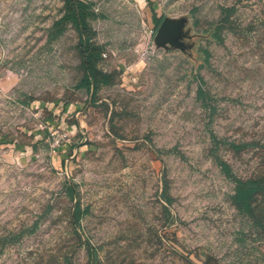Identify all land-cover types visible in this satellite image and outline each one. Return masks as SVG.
Listing matches in <instances>:
<instances>
[{"label":"rangeland","instance_id":"374dc122","mask_svg":"<svg viewBox=\"0 0 264 264\" xmlns=\"http://www.w3.org/2000/svg\"><path fill=\"white\" fill-rule=\"evenodd\" d=\"M83 1L93 95L63 0L0 3V264H264L213 157L264 174V0ZM157 17L186 18L184 50Z\"/></svg>","mask_w":264,"mask_h":264},{"label":"trees","instance_id":"16d2710c","mask_svg":"<svg viewBox=\"0 0 264 264\" xmlns=\"http://www.w3.org/2000/svg\"><path fill=\"white\" fill-rule=\"evenodd\" d=\"M87 12L88 4L83 0H63L61 16L53 22L52 29L54 30L53 34L59 33L60 26L66 21L75 28L82 55V77L78 85L93 95L99 86L111 84L112 77L102 73L94 66V60L98 58L100 48L90 42L92 33L86 23ZM153 21L156 29L161 17L154 18ZM243 145L245 144H232L231 147L237 149ZM213 157L220 171L234 183L229 197L231 205L238 213L248 219L250 226L264 240V174L237 178L231 173L229 166L224 161L216 156ZM66 190L69 198H71V187L66 186ZM70 216L74 221L80 218L81 210L77 202L73 205Z\"/></svg>","mask_w":264,"mask_h":264},{"label":"water","instance_id":"95a60500","mask_svg":"<svg viewBox=\"0 0 264 264\" xmlns=\"http://www.w3.org/2000/svg\"><path fill=\"white\" fill-rule=\"evenodd\" d=\"M186 18H167L164 17L159 22L155 33L153 35V42L156 47H167L178 48L179 50H184L186 47L182 43V39L186 38V32L183 31Z\"/></svg>","mask_w":264,"mask_h":264},{"label":"crops","instance_id":"0c3cea01","mask_svg":"<svg viewBox=\"0 0 264 264\" xmlns=\"http://www.w3.org/2000/svg\"><path fill=\"white\" fill-rule=\"evenodd\" d=\"M15 2V0H0V3L3 5H7L9 2ZM1 65V60H0ZM15 85V81L13 80L12 76H10L8 71L4 69L1 72L0 69V93L5 94Z\"/></svg>","mask_w":264,"mask_h":264}]
</instances>
